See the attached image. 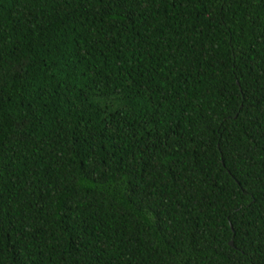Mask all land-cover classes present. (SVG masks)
Wrapping results in <instances>:
<instances>
[{
  "label": "trees",
  "instance_id": "1",
  "mask_svg": "<svg viewBox=\"0 0 264 264\" xmlns=\"http://www.w3.org/2000/svg\"><path fill=\"white\" fill-rule=\"evenodd\" d=\"M0 264H264V0H0Z\"/></svg>",
  "mask_w": 264,
  "mask_h": 264
},
{
  "label": "water",
  "instance_id": "2",
  "mask_svg": "<svg viewBox=\"0 0 264 264\" xmlns=\"http://www.w3.org/2000/svg\"><path fill=\"white\" fill-rule=\"evenodd\" d=\"M229 244L232 245V242L230 241Z\"/></svg>",
  "mask_w": 264,
  "mask_h": 264
}]
</instances>
